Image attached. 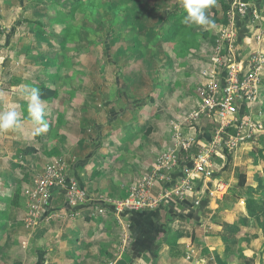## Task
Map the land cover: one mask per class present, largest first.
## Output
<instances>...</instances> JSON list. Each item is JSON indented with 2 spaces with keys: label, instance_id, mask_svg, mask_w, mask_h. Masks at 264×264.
Wrapping results in <instances>:
<instances>
[{
  "label": "crops",
  "instance_id": "0c3cea01",
  "mask_svg": "<svg viewBox=\"0 0 264 264\" xmlns=\"http://www.w3.org/2000/svg\"><path fill=\"white\" fill-rule=\"evenodd\" d=\"M242 1L257 7L261 20L246 28L249 19L236 16L239 53L264 55V0ZM76 3L0 0V110L15 103L23 119L19 129L0 133V264H264V134L234 152L220 150L214 176L195 181L182 201L125 212L118 221L110 209L97 214L96 204L68 208L58 187L39 223L25 227L34 176L53 159L64 161L67 175L88 195L113 199L149 171L170 144L172 124L196 105L200 58L228 11V0H216L207 10L215 27L189 24L187 42L180 35L187 27L182 0H111L112 20H92L100 29L83 28L71 41L54 16L67 19ZM87 32L97 36L93 44ZM93 57L95 64L86 61ZM82 67L83 83H76ZM261 75L263 103L264 65ZM33 87L41 91L49 125L41 134L27 116L25 97ZM212 128L203 119L190 135L207 144ZM218 182L226 185L224 195L208 198Z\"/></svg>",
  "mask_w": 264,
  "mask_h": 264
},
{
  "label": "built area",
  "instance_id": "2783aa9c",
  "mask_svg": "<svg viewBox=\"0 0 264 264\" xmlns=\"http://www.w3.org/2000/svg\"><path fill=\"white\" fill-rule=\"evenodd\" d=\"M227 4V18L219 25L211 48L202 59V67L198 69L194 86L196 105L172 124L170 144L155 157L149 171L124 197L113 199L88 195L74 178L67 175L64 161L53 159L34 176L23 219L27 229L39 223L50 206L52 191L58 187L65 190L68 208L96 204L97 214L110 209L118 221L125 212L154 211L169 201H182L193 194L195 181L214 176V158L220 150L234 152L264 134L261 108L264 55L254 52L241 56L235 20L236 16L247 17L246 28L253 26L260 21V10L253 3L242 0H228ZM254 37L260 41L258 34ZM203 119L212 124L213 137L199 147L200 143L190 131ZM182 162L185 163L181 169ZM158 185L161 189L155 194ZM203 190L204 185L198 188V193ZM225 191L226 185L218 182L206 193L208 198L216 199ZM194 204L199 205L198 198ZM126 239L123 238V244Z\"/></svg>",
  "mask_w": 264,
  "mask_h": 264
},
{
  "label": "clouds",
  "instance_id": "9594fccd",
  "mask_svg": "<svg viewBox=\"0 0 264 264\" xmlns=\"http://www.w3.org/2000/svg\"><path fill=\"white\" fill-rule=\"evenodd\" d=\"M216 4V0H182V8L186 15L183 22L201 27H215V22L208 14L207 10ZM27 101V116L35 125L37 134L48 131L49 125L45 121V108L41 99L39 88H31L25 97ZM22 112L13 103L7 108L0 110V133L10 132L22 126Z\"/></svg>",
  "mask_w": 264,
  "mask_h": 264
},
{
  "label": "rangeland",
  "instance_id": "374dc122",
  "mask_svg": "<svg viewBox=\"0 0 264 264\" xmlns=\"http://www.w3.org/2000/svg\"><path fill=\"white\" fill-rule=\"evenodd\" d=\"M89 5H91L92 7L88 9V6ZM110 7H111V0H102V1L99 0L98 5H96V7H95V1L94 0H86L85 2H83V0H78V3H76L70 10L68 9L69 11L67 13L68 14L67 19L66 18H63L62 19V18L57 17V16H54V18H56L55 20H58L56 22V25H58V26L60 25L62 28H64L67 31V33H68V34L66 33L65 36H69V40L72 41L73 40L72 37L74 35H78V32H80L81 34H83V28L86 29V30H88V31H91V32H93L92 29L94 27L97 28V30H98V28L100 29L101 25L99 24L97 27L94 26L93 23H92V20H112V17H111V8ZM218 18H220V16H218ZM63 20H72V21L70 23H68V24H65L64 23V25H63V23L60 22V21H63ZM83 20H87V21L83 22ZM259 20H261V19H259ZM176 21H179V20H176ZM63 22H65V21H63ZM174 22H175V20L173 21V26L175 28L182 29L181 28L180 21L178 23H174ZM83 23L85 24L84 27H83ZM67 25H68V27H66ZM188 27H189V24H187V27H185V29L184 28L182 29L184 33L180 30V35L181 36L183 34L185 36V38H187L186 31L188 30ZM168 29L169 28L167 26H166V29L165 28H162L163 33H166ZM87 34H88V36L91 35L90 32H87ZM103 35H105V33L102 34V32H101V36H103ZM157 35L159 36L158 37V40H159L161 34L158 32ZM92 38L93 39L94 38L96 39L97 36L96 35H93L92 37L91 36L88 37L87 40L89 41V45L94 43V42L91 41ZM82 39H83V44H84V42L86 40V36H84ZM187 39L189 40L187 42H191V38L190 37H188ZM155 40L156 39L154 37L153 38V42H155ZM152 45L155 46V44H153V43H152ZM75 46H76V44L73 43L69 47L70 48H74ZM82 47H83V45H82ZM100 49H103V47L100 46ZM93 52H95V50H93ZM101 52H102V50H101ZM68 55H70V54H68ZM91 55H94L95 56L94 53H92ZM204 55H205V53L200 58L201 59L200 61H202V59L204 58ZM95 58H96V56H95ZM95 58L94 57L93 58H89L86 61H88V63L95 64V62H92V61L95 60ZM140 67H141V69L146 68V66L143 65V64ZM72 69H74V62H73V65H72ZM72 69L71 68L68 69L67 76H69L68 74H71V75L73 74ZM158 70H160V69H158ZM84 75H85V78H86V75L87 74H84ZM88 75L91 76V79H92L94 74H88ZM160 75H161V73H160ZM74 81L76 83H77V81H80L81 83H83V67H82V73H79V72L76 73V77H75ZM81 87L83 89V84H81ZM141 93L142 94L139 93L141 95V97H139V98H141V101L140 102H142V103L143 102H146L147 96L145 94L148 93V87L146 86V88H144V91L142 90ZM133 100H135L136 102H138L137 101L138 100L137 97H135ZM263 104H264V102L262 103V106H263ZM257 137H259V136H257ZM200 146H201V144H199V147ZM214 162H216L217 165L219 164L218 161H217V158L214 160Z\"/></svg>",
  "mask_w": 264,
  "mask_h": 264
},
{
  "label": "trees",
  "instance_id": "16d2710c",
  "mask_svg": "<svg viewBox=\"0 0 264 264\" xmlns=\"http://www.w3.org/2000/svg\"><path fill=\"white\" fill-rule=\"evenodd\" d=\"M224 8L227 9L226 7H224ZM174 33H175L174 31L173 32H171V31L169 32V34L171 36H174ZM241 38H242V35L240 34L238 36L239 41H240ZM44 91H46L49 96H53L54 95L53 91H49V90H44Z\"/></svg>",
  "mask_w": 264,
  "mask_h": 264
}]
</instances>
